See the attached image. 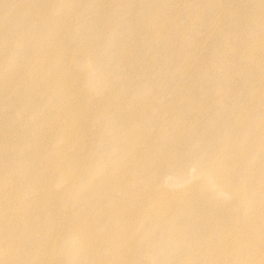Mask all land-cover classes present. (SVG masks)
<instances>
[{"label":"rangeland","instance_id":"1","mask_svg":"<svg viewBox=\"0 0 264 264\" xmlns=\"http://www.w3.org/2000/svg\"><path fill=\"white\" fill-rule=\"evenodd\" d=\"M0 5V264H264V0Z\"/></svg>","mask_w":264,"mask_h":264},{"label":"bare ground","instance_id":"2","mask_svg":"<svg viewBox=\"0 0 264 264\" xmlns=\"http://www.w3.org/2000/svg\"><path fill=\"white\" fill-rule=\"evenodd\" d=\"M20 2V1H19ZM39 1H32L27 7H30L29 9H31V8H34L35 9V6H34V3H35V5L38 3ZM20 3H22V2H20ZM24 3H22V5H23ZM47 4V3H46ZM73 4H74V2H72V1H70V2H67L66 3V5H69V6H73ZM66 5H65V7H66ZM1 7H2V5H0ZM1 7H0V19H1V21H0V32H2V33H4L6 36H7V38L11 41V40H16V39H18V36H21V33L20 34H18L19 33V31H18V33H17V31H16V28H17V23H15V18L16 17H14V18H12V17H10V16H7L6 15V13H5V15L7 16V17H4L3 16V14L4 13H2V9H1ZM23 7H24V9L26 10V6L25 5H23ZM37 7V6H36ZM28 9V10H29ZM38 9V8H37ZM23 9H18V11H17V13H20L21 11H22ZM24 10V11H25ZM32 10V9H31ZM45 10H46V8H45ZM23 11V12H24ZM36 13H37V10H34ZM39 11V10H38ZM43 11V10H42ZM33 12V11H32ZM39 12H41V10L39 11ZM35 13V14H36ZM23 14V13H22ZM20 15V14H19ZM18 15V16H19ZM38 16V15H37ZM3 18V19H2ZM15 19V20H14ZM38 19V18H37ZM36 19V20H37ZM35 20V19H34ZM39 20V19H38ZM29 21V20H28ZM41 21V20H40ZM33 22V21H32ZM31 22V23H32ZM55 22V21H54ZM54 22H50V21H47L46 20V22L43 24L44 25V29L42 28V30L44 31L45 29H46V31L48 30H50V28H53L54 27ZM14 23L16 24V27L15 28H13V26H14ZM28 23V22H27ZM29 23H30V21H29ZM38 23H40L39 21H38ZM33 24V23H32ZM34 24H35V21H34ZM34 24H33V26H34ZM37 24V23H36ZM24 26V25H23ZM32 26V27H33ZM39 26V25H38ZM22 27V26H21ZM35 27L36 28H38L36 25H35ZM34 27V28H35ZM40 27V26H39ZM25 28H27V27H25ZM23 30V29H22ZM34 30V29H33ZM39 30H40V28H39ZM42 30H40V31H42ZM24 31H25V29H24ZM24 31L22 32V33H24ZM30 31V30H29ZM39 31V32H40ZM45 31V32H46ZM47 31V32H48ZM39 32H38V34H39ZM27 33V32H26ZM36 32H34V34H35ZM49 33V32H48ZM4 34H2V35H4ZM38 34L36 33V35L38 36ZM29 35H30V33H29ZM95 35V34H94ZM101 35V34H100ZM24 36H26V35H24ZM33 37V36H32ZM26 38H29V37H27L26 36ZM22 39H24V38H22ZM21 39V40H22ZM34 40V39H33ZM2 41V40H1ZM17 41V40H16ZM18 41H20V40H18ZM4 42V41H3ZM9 42V41H8ZM99 43V42H98ZM108 44H110V42L108 43ZM2 45H6V44H2ZM8 45V44H7ZM33 45V44H32ZM100 45V44H99ZM111 45V44H110ZM109 45V46H110ZM33 46H35V45H33ZM17 47V46H16ZM19 47V46H18ZM102 47V46H101ZM99 48H100V46H99ZM105 48V47H104ZM110 48V47H109ZM33 48H31V50H32ZM30 50V51H31ZM83 52H87L89 49H88V47L87 46H85L83 49ZM14 51H15V49H14ZM32 51H35V50H32ZM16 54V53H15ZM21 54V53H20ZM35 54H36V51H35ZM39 54V53H38ZM22 55V54H21ZM30 55V54H29ZM32 55V54H31ZM33 56H34V53H33ZM37 56V55H36ZM95 57H96V55H95ZM31 58V57H30ZM18 59V58H17ZM19 60V59H18ZM22 61V60H21ZM19 62V61H18ZM21 63V65H23L24 64V62H23V64H22V62H20ZM8 75H5V78L6 79H8ZM7 81H9L10 83H11V80H7ZM6 156V155H5ZM220 167V166H219ZM201 169L202 170H205V169H207L208 170V172L210 173V174H213L212 172H215L216 170H217V167H209V166H207L206 165V163H202L201 164ZM221 171L222 172H224V169L221 167ZM225 176V175H224ZM223 176L222 177H219L218 179H217V181L221 184H225L226 185V187L230 184L229 182H227V184L223 181ZM98 180V177L97 176H92V182H91V185H92V187L97 183L96 181ZM227 181V180H226ZM99 188H101V187H99ZM99 188H94V189H99ZM102 189V188H101ZM112 190L114 189V188H111ZM100 192H101V190H99ZM171 241L172 242H174V244H176V242H175V239L172 237V239H171Z\"/></svg>","mask_w":264,"mask_h":264}]
</instances>
